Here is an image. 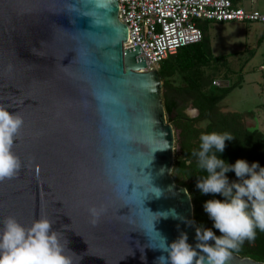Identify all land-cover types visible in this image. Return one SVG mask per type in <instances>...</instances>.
I'll use <instances>...</instances> for the list:
<instances>
[{
  "label": "water",
  "instance_id": "1",
  "mask_svg": "<svg viewBox=\"0 0 264 264\" xmlns=\"http://www.w3.org/2000/svg\"><path fill=\"white\" fill-rule=\"evenodd\" d=\"M118 9V0H0V107L23 119L21 169L0 182V226L49 219L72 264H156L161 237L182 232L196 244L199 226L184 222L194 221L192 199L171 175L179 132L162 80L139 45L123 48ZM226 264L264 262L231 253Z\"/></svg>",
  "mask_w": 264,
  "mask_h": 264
},
{
  "label": "clouds",
  "instance_id": "2",
  "mask_svg": "<svg viewBox=\"0 0 264 264\" xmlns=\"http://www.w3.org/2000/svg\"><path fill=\"white\" fill-rule=\"evenodd\" d=\"M22 126L23 119L18 114L0 107V182L14 178L21 169L13 145ZM231 140L229 133L202 134L199 151L192 153L198 167L207 173L197 180L196 189L203 195L224 198L203 204L212 228L220 235L212 229L197 227L194 246L187 242L188 236L183 232L170 244L161 237L165 255L157 257L156 264H226L233 250H238L245 240L255 238L257 229L264 232V168L242 159L228 165L218 158L216 153H222L225 141ZM229 171L235 173L239 182L229 183L225 175ZM88 211L90 222L95 225L100 211L96 208ZM184 222L189 226L194 223ZM67 243H61L60 234L47 218L36 219L26 227L8 216L0 226V264H72L71 257L65 255Z\"/></svg>",
  "mask_w": 264,
  "mask_h": 264
},
{
  "label": "trees",
  "instance_id": "3",
  "mask_svg": "<svg viewBox=\"0 0 264 264\" xmlns=\"http://www.w3.org/2000/svg\"><path fill=\"white\" fill-rule=\"evenodd\" d=\"M208 22L217 21L197 20L195 23L203 35L200 42L177 49L174 54L157 63L155 70L162 80V103L167 122L179 132L175 143L180 153L174 158L172 178L190 194L195 224L212 229L216 235H220L212 228V221L204 212L203 204L210 199L223 201L224 198L219 195H203L196 189L197 180L206 177L207 173L198 167L197 158L192 153L199 151L202 134L229 133L232 140L225 141L224 151L216 153L218 158L228 165L242 159L249 165L255 162L264 168V134L246 126L245 116L253 117V111H221V102L240 85L241 80L226 87H217L212 83L214 77L220 75L222 65L215 63V57L210 51ZM188 106L197 111L195 117L185 113ZM202 122H205L204 127L200 126ZM225 175L229 183L239 182L234 172L229 171ZM231 253L264 262V232L257 229L253 240H245L238 250Z\"/></svg>",
  "mask_w": 264,
  "mask_h": 264
},
{
  "label": "built area",
  "instance_id": "4",
  "mask_svg": "<svg viewBox=\"0 0 264 264\" xmlns=\"http://www.w3.org/2000/svg\"><path fill=\"white\" fill-rule=\"evenodd\" d=\"M118 18L128 28L124 49L139 45L147 70L177 49L202 40L197 20L264 23V13L235 7L232 0H118ZM226 87L222 81L212 82Z\"/></svg>",
  "mask_w": 264,
  "mask_h": 264
},
{
  "label": "rangeland",
  "instance_id": "5",
  "mask_svg": "<svg viewBox=\"0 0 264 264\" xmlns=\"http://www.w3.org/2000/svg\"><path fill=\"white\" fill-rule=\"evenodd\" d=\"M207 37L215 63L222 65L220 75L214 79L224 82L223 85L241 80L240 85L221 102V111H253V117L245 116L246 126L264 134V23L208 22ZM186 112L191 117L197 115L191 106ZM204 125L205 122L200 123L201 127Z\"/></svg>",
  "mask_w": 264,
  "mask_h": 264
},
{
  "label": "crops",
  "instance_id": "6",
  "mask_svg": "<svg viewBox=\"0 0 264 264\" xmlns=\"http://www.w3.org/2000/svg\"><path fill=\"white\" fill-rule=\"evenodd\" d=\"M232 2L235 7H240L246 10H253L264 13V0H233ZM246 3H248V5ZM228 22H240V21H228ZM228 22H223V23H228Z\"/></svg>",
  "mask_w": 264,
  "mask_h": 264
},
{
  "label": "flooded vegetation",
  "instance_id": "7",
  "mask_svg": "<svg viewBox=\"0 0 264 264\" xmlns=\"http://www.w3.org/2000/svg\"><path fill=\"white\" fill-rule=\"evenodd\" d=\"M179 105H181V104H179ZM185 113L187 114V116L191 117L186 111H185Z\"/></svg>",
  "mask_w": 264,
  "mask_h": 264
}]
</instances>
